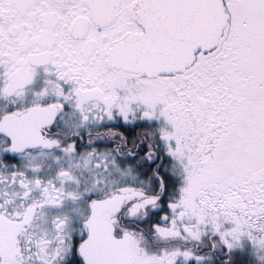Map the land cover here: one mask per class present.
Returning <instances> with one entry per match:
<instances>
[{"label": "snow or ice", "instance_id": "6c2138e0", "mask_svg": "<svg viewBox=\"0 0 264 264\" xmlns=\"http://www.w3.org/2000/svg\"><path fill=\"white\" fill-rule=\"evenodd\" d=\"M0 264H264V0H0Z\"/></svg>", "mask_w": 264, "mask_h": 264}]
</instances>
